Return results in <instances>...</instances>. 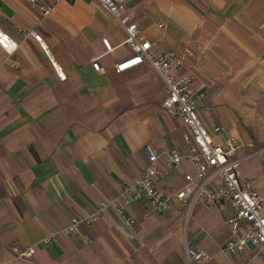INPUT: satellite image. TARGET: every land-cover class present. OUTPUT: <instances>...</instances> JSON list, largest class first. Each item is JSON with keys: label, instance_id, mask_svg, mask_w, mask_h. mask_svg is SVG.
<instances>
[{"label": "crops", "instance_id": "1", "mask_svg": "<svg viewBox=\"0 0 264 264\" xmlns=\"http://www.w3.org/2000/svg\"><path fill=\"white\" fill-rule=\"evenodd\" d=\"M121 1L150 50L179 56L178 74L192 76L195 90L205 93L201 121L225 129L213 141L228 135L240 141L241 178L263 198L264 219V0ZM0 29L18 43L12 53L0 47V264H24L13 260L14 246L36 243L101 202L109 204L97 219L38 245L33 259L188 264L192 248L209 257L196 264H263L252 247L223 250L235 213L229 202L221 210L200 204L187 210L174 201L160 214L137 202L124 210L135 218L131 226L112 204L122 182L147 164L146 145L157 153H185L187 145L184 125L164 109V83L149 62L115 71L133 49L98 0H63L47 17L26 0H0ZM32 30L42 43L24 36ZM187 172L195 174L184 161L162 172L156 185L179 188Z\"/></svg>", "mask_w": 264, "mask_h": 264}, {"label": "built area", "instance_id": "2", "mask_svg": "<svg viewBox=\"0 0 264 264\" xmlns=\"http://www.w3.org/2000/svg\"><path fill=\"white\" fill-rule=\"evenodd\" d=\"M41 17L51 15L63 0H26ZM102 7L124 28L125 43L133 49V55L115 64V71L122 72L133 66L148 61L164 83L166 92L167 114L178 118L184 125L182 138L187 145L185 153L170 148L157 153L148 145L144 147L147 164L138 176L123 181L112 204L115 205L126 225L135 223V218L127 215L125 208L133 203H146L156 214L165 212L176 201L187 210L191 205L200 204L206 210L223 209L226 202L232 204L235 213L228 217L227 225L231 233L223 245V250L229 253H240L246 247H252L254 257L264 264V219L262 217L263 198L246 179L241 178L240 158L237 153L241 147L240 141L231 135L222 142L213 141L212 134H220L224 127L215 125L212 129L205 127L198 115V106L205 93L195 90L192 76L178 74L182 63L179 56L173 52L156 55L150 50V41L143 39L136 25L129 23V15L121 0H98ZM159 27L161 25L159 24ZM31 35L42 43L41 36L35 31L24 33ZM103 43L108 51L112 46L107 39ZM0 47L12 53L18 43L0 29ZM45 47V46H44ZM95 70L101 72L99 61L92 63ZM63 77L62 71L58 70ZM161 156L163 157L160 164ZM184 161H189L194 168V176L184 173V182L179 188L160 190L156 182L162 172L172 169ZM109 203L101 202L99 207L86 216H73L68 226L53 232L31 245L13 247V260L24 264H40L33 259L38 245L57 242L58 235L63 232L75 235L83 222L90 223L97 219ZM207 253L201 250L187 249V263L196 264L208 259Z\"/></svg>", "mask_w": 264, "mask_h": 264}, {"label": "rangeland", "instance_id": "3", "mask_svg": "<svg viewBox=\"0 0 264 264\" xmlns=\"http://www.w3.org/2000/svg\"><path fill=\"white\" fill-rule=\"evenodd\" d=\"M254 161H256V158H252L251 160L247 161L248 163H253ZM243 167V165H242ZM252 171H253V167H252Z\"/></svg>", "mask_w": 264, "mask_h": 264}]
</instances>
